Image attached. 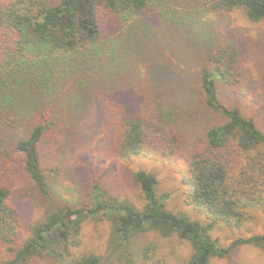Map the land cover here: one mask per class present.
<instances>
[{"label": "trees", "instance_id": "16d2710c", "mask_svg": "<svg viewBox=\"0 0 264 264\" xmlns=\"http://www.w3.org/2000/svg\"><path fill=\"white\" fill-rule=\"evenodd\" d=\"M158 1L0 0V250L4 252L0 262L3 264H137L133 241L148 232H158L164 237L174 234L189 242L192 253L181 264H209L212 258L227 257L243 245L264 252V233L238 237L227 246L211 234L219 223L239 227L247 207L263 203L264 155L259 148L264 146V130L238 106L220 98L219 83L239 90L237 83L242 75L239 54L235 46L215 43L208 35L197 40L207 46L194 81L188 79L186 70L184 75L173 74L175 80L184 84L189 80L193 95H188L185 102L181 85L177 89L159 87L161 75L168 73H162L165 71L162 68L161 75L149 77L150 85L159 87L156 114H128L131 107H124L121 119L119 114L114 115L115 121L119 117L115 122L119 137L112 148L115 156H140L147 153L148 145L157 138L166 148L171 147V152H177L184 137L170 131L169 126L178 119L186 121L201 108L210 111L218 120L207 126L203 145L186 153L188 201L208 221L202 222L185 211L168 209V194L157 193L158 178L146 170L134 174L146 200L142 208L109 194L98 184L93 185L86 206L75 208L53 200L51 183L42 167L40 145L52 133L56 122L48 107L41 111L34 109L39 98L54 95L56 84L64 78L80 87L92 84V78L102 83L115 80L117 73L105 67L106 62L124 61L112 52L114 49L106 50L112 43L104 23L106 16L119 21L123 41L129 47L133 39L136 46L145 44L139 38L146 25L151 26L145 17L153 9L175 29L180 24L188 31L195 28L197 18L169 8L167 0ZM236 9H241L253 22L264 19V0H202L200 6L203 14H223ZM162 46V42L155 43L153 51H160ZM124 72L128 74L126 69ZM25 98L30 106L23 103ZM26 109L33 112L30 118L24 114ZM14 127L22 134L16 140L10 133ZM14 152L22 155V169L30 180L31 194L46 205L43 216L28 225V235L20 243L19 214L10 205L7 182L16 160ZM88 219H105L110 223L109 244L114 251L122 247L116 259L104 262L93 252L73 254Z\"/></svg>", "mask_w": 264, "mask_h": 264}, {"label": "rangeland", "instance_id": "374dc122", "mask_svg": "<svg viewBox=\"0 0 264 264\" xmlns=\"http://www.w3.org/2000/svg\"><path fill=\"white\" fill-rule=\"evenodd\" d=\"M158 2L155 0V3ZM167 2L169 8L197 18L194 24L196 29L190 28L188 31L181 24L175 29L170 21H163L158 10L153 9L145 17L151 26L147 28L146 25L139 38L145 44L136 46L133 39L132 47H129L123 41L119 21L106 16L104 23L112 38L106 50L114 49L112 52L124 61L106 62L105 67L117 73L115 80L102 83L92 78V84L80 87L63 76V81L56 84L54 95L39 98L34 109L41 111L48 107L56 122L52 133L40 145L42 167L51 183L55 202L75 208L86 206L93 185L98 184L109 194L128 199L142 208L146 200L134 180V174L138 170H146L158 178L157 193L168 194V209L185 211L202 222L208 221L203 212L188 201L186 153L203 145L207 126L218 120L210 111L207 113L201 108L186 121L178 119L169 126L170 131L181 133L184 137L177 152H171V147L166 148L157 138L148 145L149 150L144 155L122 158L112 151L119 137L115 122L119 117L121 119L124 107H131L128 114L154 116L158 109L155 98L159 87L177 89L178 84L181 85L180 92L185 102L189 99L188 95H193L189 80L194 81L204 56L203 49L207 46V43L202 45L197 40L206 35L220 45L235 46L239 54V71L242 74L237 83L239 90L219 83L220 98L229 105L238 106L264 130V19L253 22L241 9L223 14H203L200 12L202 0ZM161 42L163 46L160 51H153L155 43L161 45ZM119 47L121 49L117 51ZM185 70L189 79L186 81L185 78V84L174 79L175 72L184 75ZM159 71L168 73L161 75ZM158 74L162 77L161 86L150 85L149 77ZM23 103L30 106L27 98L23 99ZM24 114L30 118L33 112L26 109ZM116 114L119 117L115 121ZM10 133L15 140L22 135L16 127L11 128ZM259 151L264 155V146ZM13 155L16 160L7 182L11 190L10 205L19 214L20 243L28 235V225L43 216L46 205L39 203L31 194L30 180L22 169V155L15 152ZM261 196L264 203V189ZM263 203L247 207L239 227L219 223L212 229V236L221 245L227 246L238 237L264 233ZM110 232L111 225L107 220H86L81 229L80 243L72 250L73 254L78 256L93 252L104 262L116 259L122 247L113 250L109 244ZM132 250L137 264H181L192 253L189 242L174 234L164 237L158 232L137 236ZM1 254H4L3 249L0 250ZM209 264H264V252L252 245H243L235 248L227 257L212 258Z\"/></svg>", "mask_w": 264, "mask_h": 264}]
</instances>
